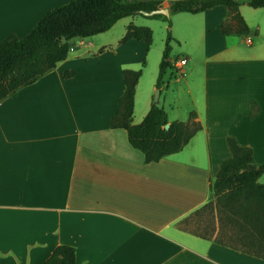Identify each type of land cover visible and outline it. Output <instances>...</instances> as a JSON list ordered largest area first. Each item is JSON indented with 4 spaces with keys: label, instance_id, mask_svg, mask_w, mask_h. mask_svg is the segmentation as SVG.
Segmentation results:
<instances>
[{
    "label": "crops",
    "instance_id": "obj_1",
    "mask_svg": "<svg viewBox=\"0 0 264 264\" xmlns=\"http://www.w3.org/2000/svg\"><path fill=\"white\" fill-rule=\"evenodd\" d=\"M68 1L0 0V40L24 36ZM171 1L155 5L167 4L171 14ZM199 12L182 15L174 35L185 43L174 59L185 58L175 80L184 82L187 103L176 96L173 116L165 111L169 121L194 111L201 128L157 161H145L126 130L109 124L123 69L141 70L132 122L154 103L153 72L140 87L151 43L121 41L128 24L143 25L134 17L109 35L70 39L65 59L0 101V264H41L62 243L75 247V264H264L214 241L219 225L211 238L195 233L211 223L182 226L204 212L192 214L209 200V180L231 155L229 136L264 161V11L240 13L247 34L222 32L223 5ZM161 53H153L152 70Z\"/></svg>",
    "mask_w": 264,
    "mask_h": 264
},
{
    "label": "trees",
    "instance_id": "obj_2",
    "mask_svg": "<svg viewBox=\"0 0 264 264\" xmlns=\"http://www.w3.org/2000/svg\"><path fill=\"white\" fill-rule=\"evenodd\" d=\"M264 7V0H172V12H199L223 5L229 17L222 20L223 33L247 34L249 27L239 12V5ZM155 8V0H69L46 12L29 30L18 37L9 34L0 40V101L19 87L35 81L56 64L65 59L69 40L84 38L108 30L118 19L137 13L138 9ZM148 17L170 20L163 14ZM130 38L152 41V30L145 25H127L121 41ZM170 30L165 41L158 66L156 87L162 84L166 70L175 76L174 62L169 56ZM71 71H65L70 76ZM140 69H123L124 88L118 97V107L111 116V127H122L130 144L144 154L145 161H157L177 152L201 128L190 111L186 120H168L165 109L152 103L143 118L132 122L134 91ZM256 112L254 108L253 113ZM166 123L168 127H164ZM231 155L221 162L213 179L209 180L210 198L192 214L204 210H216L219 232L213 238L223 245L264 258V183L258 179L264 172V161L256 162L252 148L227 138ZM214 227L205 233H195L211 238ZM75 247L70 244L56 245L41 264H75Z\"/></svg>",
    "mask_w": 264,
    "mask_h": 264
},
{
    "label": "rangeland",
    "instance_id": "obj_3",
    "mask_svg": "<svg viewBox=\"0 0 264 264\" xmlns=\"http://www.w3.org/2000/svg\"><path fill=\"white\" fill-rule=\"evenodd\" d=\"M239 11L241 14L243 12V14L245 15H260L258 14V12L264 11V7H252L248 5L247 3L243 2L239 5ZM182 15H187L191 17L193 15H202V12H197V13H190V12H183V11L172 12L170 16L168 17L170 20V27H168V22L167 21L165 22L162 19L147 17L141 14H134V16H127L115 22L107 31L98 33V35H109V33H112L118 27L120 28V26H122V23H124V21L132 20L133 17H134V22H142L140 24H143V25L146 24L145 26H149L151 28L152 30L151 47L148 53L147 65L145 64L143 67L144 73L140 80V87L143 89L146 85L149 84V81L152 80L150 79V76H152V72H153V81H156L159 64L156 65L153 70L151 69L152 55H154L153 53L155 52V56H156V53L158 56V53L163 51L165 47V41L168 35V30H170V35L172 36V39L169 42L170 44L169 56L171 58H178L183 53L182 48L185 47V43L182 40L179 41L174 37L175 34L179 33L178 26H182L184 20H186L185 18L181 17ZM198 52L201 53V51H198ZM137 66L141 67V64H137ZM170 72L171 71L168 69L166 71V74L163 77V82L165 83V85L162 86L160 98L157 99L158 102L156 103L158 105H162L164 109L169 112L170 116H173V112L171 111L172 109H170V106L173 105L174 97L179 96L180 100L183 101V104H186L187 101L185 98L184 82L180 80L178 81L175 80L176 77L180 75V73L177 71V72H174L175 76L174 75L171 76ZM155 89L156 87L152 89V94L154 93ZM258 180L264 183V174L263 176L259 177ZM199 219H201L202 222L211 223L212 226L214 227V233L216 232L215 229L217 230L219 221H218L216 210L214 209L212 211L207 210V209L204 210V212H202L197 217L190 218L187 221H185L182 224V226L188 229H192L193 226L194 228H196V224H197L196 221ZM202 222H201V226H202Z\"/></svg>",
    "mask_w": 264,
    "mask_h": 264
},
{
    "label": "water",
    "instance_id": "obj_4",
    "mask_svg": "<svg viewBox=\"0 0 264 264\" xmlns=\"http://www.w3.org/2000/svg\"><path fill=\"white\" fill-rule=\"evenodd\" d=\"M137 13H141V14H143L145 16H151L153 14L160 13V14H163V15L169 17L170 11H169V8H168L167 4L159 5V3H157L155 5V8L150 9V10L138 9ZM158 96H159V88H156L154 93H153V102L157 101ZM168 124L169 123H166L164 125V127H168Z\"/></svg>",
    "mask_w": 264,
    "mask_h": 264
},
{
    "label": "built area",
    "instance_id": "obj_5",
    "mask_svg": "<svg viewBox=\"0 0 264 264\" xmlns=\"http://www.w3.org/2000/svg\"><path fill=\"white\" fill-rule=\"evenodd\" d=\"M246 41H247V42H250V38L247 37ZM184 62H185V58H181V59H179V61H175V62H174V65H175V67H177V66L183 64Z\"/></svg>",
    "mask_w": 264,
    "mask_h": 264
}]
</instances>
